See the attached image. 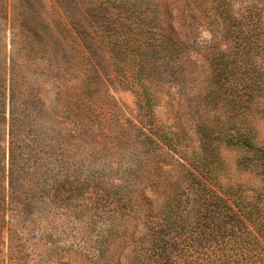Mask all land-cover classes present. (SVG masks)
Segmentation results:
<instances>
[{"label": "trees", "instance_id": "trees-1", "mask_svg": "<svg viewBox=\"0 0 264 264\" xmlns=\"http://www.w3.org/2000/svg\"><path fill=\"white\" fill-rule=\"evenodd\" d=\"M25 2L11 23L36 38L21 39V60L47 51L58 65L61 51L74 62L76 77L57 88L55 108L75 127L114 119L116 103L97 92L102 76L135 94L149 148L131 174L140 186H120L110 238L121 232L138 246L123 254L126 263L264 264V0H48L43 20L28 19L37 11ZM25 130H10L11 146H31L41 165L42 132ZM244 173L256 183L243 182ZM9 183L0 170L4 231L14 227L6 215L20 209ZM112 247L120 256L123 245Z\"/></svg>", "mask_w": 264, "mask_h": 264}, {"label": "rangeland", "instance_id": "rangeland-1", "mask_svg": "<svg viewBox=\"0 0 264 264\" xmlns=\"http://www.w3.org/2000/svg\"><path fill=\"white\" fill-rule=\"evenodd\" d=\"M17 1L0 0V170L4 181L15 189V204L20 208L6 215L14 227L0 228V264H113L116 258L121 260L118 264H125L123 254L135 246L119 230L120 235L110 239L115 235L111 221L118 215L112 209L123 195V183L133 189L140 186L142 179L131 174L143 169L142 159L149 148L136 125L135 94L102 76V89L97 92L110 95L116 103L114 119L95 120L86 130L75 127L55 108L57 88L76 77L74 62L61 51L54 53L58 65L48 63L47 51L32 61L21 60V51L26 52L21 39H35L36 31L20 34L12 24ZM47 2H25L37 11L28 19L38 15L45 19ZM21 11L29 14L27 9ZM210 36V30L203 28L202 37ZM257 127L264 138V119L257 121ZM11 129L42 132L38 145L45 148V161L41 165L32 158L31 146L21 151L14 142L12 148ZM148 160L151 168L153 160ZM239 176L243 182L256 183L247 173ZM133 229L130 223L125 232ZM115 244L123 245L120 256L113 252Z\"/></svg>", "mask_w": 264, "mask_h": 264}]
</instances>
